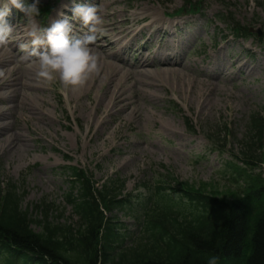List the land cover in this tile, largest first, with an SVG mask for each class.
Returning <instances> with one entry per match:
<instances>
[{
	"label": "rangeland",
	"instance_id": "1",
	"mask_svg": "<svg viewBox=\"0 0 264 264\" xmlns=\"http://www.w3.org/2000/svg\"><path fill=\"white\" fill-rule=\"evenodd\" d=\"M186 1H101L104 28L114 23V32L137 33L134 49H124L119 54L125 60L124 65L117 62L119 66L132 67L148 52L156 51L158 56L154 67H145L146 72L135 77V88L130 81L121 80L131 103L126 109H111L107 105L106 94L113 85L107 79V64L102 59L97 81H87L76 89H65L59 80H38V66L25 71L26 63L17 70L24 84L19 97L36 114L29 118L20 105L14 111L8 110L14 96L8 103L0 104V108L6 107L4 116L8 124L4 133L10 136L7 141L0 140V180L13 182L19 193H25L21 208L31 218H41L36 206H52L62 212L58 223L78 225L65 202L68 192L73 189L77 195L78 191L65 168L68 166L84 170L97 190L109 180L123 182L121 195L130 199L136 209L137 201H145L166 173L226 203L247 191L248 184L254 185L248 178L258 183V175L264 179V166L245 165L239 156L248 140L249 115L264 110V44L250 36L245 40L230 36L220 21L233 18L240 26L259 32L261 39L264 0H190L202 7L192 15L186 13L191 5L188 10L182 8ZM223 1L228 3L227 8ZM45 4L51 13L45 19L41 16L42 21L36 19L41 27L49 26L62 6L70 9L72 0H41L40 5ZM9 7L8 23L16 20L26 25L24 14ZM145 8L156 11L164 24L172 25L169 32L162 29L154 41L149 31H140L150 16L145 14L144 20L136 22ZM178 10L183 14L166 18ZM63 11L71 15L68 9ZM122 21L125 23L120 25ZM73 32L84 35L87 26L77 19L73 21ZM109 36L115 38L113 32ZM120 45L126 46L127 42ZM9 51L15 54L18 45L11 46ZM166 52L173 53L171 64L181 62L185 68L178 64L171 67L176 70L163 72L168 67L159 63ZM239 61L245 64L240 71L235 66ZM118 79L113 77L115 82ZM186 119L195 130L193 135L187 131ZM256 156H260L258 151ZM228 163L246 169V176ZM55 214L59 213H52ZM111 215L135 234L137 224L130 212L117 210ZM31 227L40 231L37 223Z\"/></svg>",
	"mask_w": 264,
	"mask_h": 264
},
{
	"label": "trees",
	"instance_id": "2",
	"mask_svg": "<svg viewBox=\"0 0 264 264\" xmlns=\"http://www.w3.org/2000/svg\"><path fill=\"white\" fill-rule=\"evenodd\" d=\"M232 29L248 34L237 23ZM186 126L193 130L188 121ZM247 131L242 158L249 165L264 162V110L249 115ZM68 169L80 188L78 195H65L76 229L58 223L62 212L52 206H36L41 218H31L21 208L25 193L0 180V264H207L210 255L219 257L218 264H264V181L226 203L166 173L162 177L173 186L157 180L136 209L130 199H120L123 182L109 180L98 191L82 171ZM114 210L131 213L135 234L103 214Z\"/></svg>",
	"mask_w": 264,
	"mask_h": 264
},
{
	"label": "clouds",
	"instance_id": "3",
	"mask_svg": "<svg viewBox=\"0 0 264 264\" xmlns=\"http://www.w3.org/2000/svg\"><path fill=\"white\" fill-rule=\"evenodd\" d=\"M41 0H0V46L7 45L13 31L6 17L10 7L16 8L26 18V41L18 43L21 59L38 66L35 73L38 80L52 83L59 80L65 89L83 87L89 77L99 71L98 56L90 47L98 35H103L104 21L100 5L94 0H72L69 9L57 13L49 26L41 27L36 22L40 16ZM79 20L87 26V33L77 35L73 32V21ZM259 172V169L256 170ZM219 257L210 255L207 264H218Z\"/></svg>",
	"mask_w": 264,
	"mask_h": 264
},
{
	"label": "bare ground",
	"instance_id": "4",
	"mask_svg": "<svg viewBox=\"0 0 264 264\" xmlns=\"http://www.w3.org/2000/svg\"><path fill=\"white\" fill-rule=\"evenodd\" d=\"M99 5L101 4V1L106 0H94ZM110 5V4H108ZM63 6L60 8V11H63ZM142 12L139 14L141 16L136 20V22H139L140 20H144L147 16V14L150 16L149 22L142 27V30H147L150 32V36L153 37V41L156 38L157 34L162 31V29H165L166 32H169L170 28L172 27L171 24H164L162 18L159 17L156 11H150L149 8H145L144 10H141ZM57 12V13H58ZM57 13L53 16V19H57ZM146 14V15H145ZM136 15V14H135ZM102 16V15H101ZM161 16H163V13H161ZM134 20V19H133ZM125 21H122L120 25L124 24ZM13 31L10 35L9 41L7 45L0 46V104L1 103H8L11 96H14L12 100H10L11 108L8 110L14 111L16 107L19 105L26 111L29 118H33L36 114V111L33 107L28 105L27 101L19 97V89L24 86L22 81L20 80L19 74H17V70L24 66L23 64L28 63L27 61H24L21 59L22 52L19 49V51L14 52L15 54H12L9 50L11 49V46L18 45L21 41H26L28 37H26V31L27 27L24 24H21L17 22L16 20H13L11 23ZM104 27V26H103ZM105 31L103 35H98L97 40L90 45V47L93 49V51L98 56V64H100L101 59L103 62L107 64L108 69V75L107 79L109 82L113 85L109 88L106 98L108 99L107 105L111 107V109L115 108H122L126 109L130 107L131 103L128 101V97L125 95V86L122 84L121 80L130 81L132 83V87L135 88L134 79L137 75H142L143 72H146L145 67H154L156 63H154V60L158 58L156 55L157 52L150 53L148 52L143 57H139V59L135 62H133L132 67L127 66H119L117 62H120L124 65L125 60L119 57V54L124 52V49H128V51H132L134 48V40L137 35V33L134 30L131 31H119L114 32V23L108 26V28H104ZM113 32L115 34V38L112 39L109 36V33ZM166 35V33H165ZM150 37V39H151ZM127 42L126 46H121L120 44H123L124 42ZM105 44V45H103ZM108 50H112L110 53ZM173 56V53L166 52L163 57V62L159 63V65H163L165 69H162L163 72L171 71L172 66L180 65L181 69H184L185 67L181 64V62H174V64H171L169 60H171ZM13 65V66H11ZM36 64H29L26 66L25 71H29L30 68L36 67ZM235 66L238 67L239 71L242 69V66H245V64H241V61H239ZM176 70V69H173ZM202 73L203 70H201ZM113 77H118L119 81L115 82L113 80ZM100 80V78H98ZM88 81L93 82L97 81V72L92 74ZM208 86L209 83H208ZM20 99V101H19ZM6 108V107H5ZM5 108H0V140L1 141H7L10 139L9 134H5L4 130L7 126V122L5 119ZM2 137V138H1ZM13 138H17V135L14 134ZM19 141V139L16 141V143ZM22 142V140H21ZM21 144V143H20Z\"/></svg>",
	"mask_w": 264,
	"mask_h": 264
}]
</instances>
